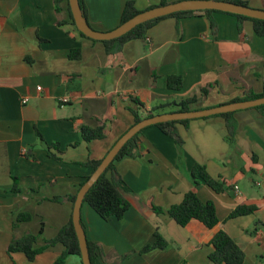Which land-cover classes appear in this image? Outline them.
<instances>
[{
	"label": "crops",
	"instance_id": "0c3cea01",
	"mask_svg": "<svg viewBox=\"0 0 264 264\" xmlns=\"http://www.w3.org/2000/svg\"><path fill=\"white\" fill-rule=\"evenodd\" d=\"M126 1L83 0L90 26H118ZM160 1L134 0L139 10ZM247 1L264 9V0ZM238 24L223 12L166 17L144 38L107 54L101 42L81 36L71 23L66 0H0V264H52L63 252L56 243L28 261L22 252L8 253L7 246L26 233L37 235L42 246L58 233L72 215L66 197L90 173L87 163L102 159L133 124V98L144 105L137 108L140 114L153 106H163V113L194 95L192 110L264 90V36L250 20L241 21V30ZM74 48L80 49L77 59L68 56ZM171 75L181 76L180 89L167 87ZM231 118L232 141L218 114L174 124L177 139L154 125L139 134L137 156L114 163L129 202L123 217L103 219L82 203L86 239L100 248L93 264H214L208 254L219 229L244 251L242 264H264V107L238 109ZM82 126H102L104 137L86 141ZM195 163L226 189L195 185ZM190 190L214 203V228L196 219L181 226L167 214ZM239 204L257 209L229 219ZM24 213L30 218L18 220ZM155 230L167 247L143 251ZM62 264L81 260L69 254Z\"/></svg>",
	"mask_w": 264,
	"mask_h": 264
},
{
	"label": "trees",
	"instance_id": "16d2710c",
	"mask_svg": "<svg viewBox=\"0 0 264 264\" xmlns=\"http://www.w3.org/2000/svg\"><path fill=\"white\" fill-rule=\"evenodd\" d=\"M230 1L238 4H242L245 6L248 5L247 0H225ZM56 4L60 2V0H55ZM67 2V9L69 12L70 21L72 24L75 25L72 13L70 11L68 0ZM168 3L167 0H161L159 4H166ZM79 4L81 6L83 15L87 19V11L84 6L83 0H79ZM158 4V5H159ZM153 7V6H151ZM150 8V7H149ZM139 10L135 6L134 0H127L123 6L120 22L119 24L123 23L124 21L128 20ZM205 13L209 16L212 12H223L227 14H232L236 16L239 20V24L243 20H250L253 23L254 31L259 36H264V20L251 18L241 14H234L230 12H224L220 10H213V9H205V10H185V11H178L174 12L165 16L157 17L152 20H148L143 22L133 29L125 33L124 35L113 38L110 40H95L85 36L82 32L79 31L81 36L88 38L92 41H99L104 45L105 52L107 54H113L119 51L122 45L130 40L141 39L144 38L146 35L147 30L156 24L159 20L164 19L166 17H184L188 15H192L194 13ZM88 21V19H87ZM89 23V22H88ZM210 24L214 26L212 19H210ZM238 24V29L241 30V26ZM69 58L77 59L80 57V49L74 48L69 53ZM166 85L169 89L178 90L182 86V78L179 75H171L166 79ZM205 88L201 89V94H205ZM260 96H264V90L259 94H252L248 93L240 98H234L232 102L257 98ZM133 101L136 103V107L141 109L144 107L143 103L133 98ZM197 96H191L180 100L175 108L172 111H187L192 110V104L196 103ZM263 105L256 106V108H262ZM137 108H130V111L134 117L133 124L138 122L139 120L150 117L158 113H162L163 106H153L150 110H148L145 114H140ZM232 112L227 113H220L218 115L224 117L226 121V128L228 131V140H233V134L235 131L236 123L233 118H231ZM210 116H206L203 118H208ZM190 119L184 120H174V121H167L154 124V126L159 127L164 133L174 137L177 139L176 132L174 130V124L176 123H187ZM146 128V127H145ZM143 128L137 134H135L131 139H129L124 146L120 149V151L115 156L114 160L108 165L105 171L99 176L98 180L92 185V187L87 191L84 196L83 203L89 205L101 218L108 219L109 217H115L117 219H121L125 213V211L129 208V202L125 198L122 189L120 187L121 177L115 169V161L123 158L124 156H137V141L139 134L145 129ZM82 137L86 141H91L93 139H100L104 137V128L102 126L91 128L88 126H82L81 128ZM101 159L98 160H90L87 164L90 168V173L85 176L79 183L78 189L80 186L85 182V180L89 177V175L95 170V168L100 163ZM191 177L193 183L195 185L200 184L201 182L208 185L213 191L221 192L226 189V185L223 180L216 179L211 177L204 165L195 163L191 169ZM76 193L70 194L66 197V199L71 203H73L76 198ZM53 200L59 201L60 197H53ZM257 207L255 205H246V204H239L236 206L228 215V218H234L238 216L248 215L253 213ZM156 213L162 212L160 208H154ZM167 214L174 219V221L184 226L190 220L196 219L204 224L207 228H214L218 224V218L215 212L214 203L211 200L203 201L197 195V193L193 190L187 191L183 199L180 203L170 205L167 210ZM30 218L28 213L21 214L18 216V220H28ZM37 239L38 236L32 233H26L19 238H14L7 246V252H22L26 256L28 261H33L35 257L41 253L43 250L48 248L51 245L56 243H61L64 246L63 252L56 258V260L52 264H62L69 254L77 255L81 260L80 248L78 239L75 233V229L72 223V216L68 218L67 222L62 226V228L58 231V233L51 238L50 240L45 241L42 246H37ZM210 244L212 246L211 251L208 254V260L214 264H242L245 258V253L241 249V247L235 242V240L224 230L219 229L215 232L210 240ZM89 257L91 264L94 262V258L96 255L95 250H99V246L97 243L91 242L87 240ZM168 245L167 240L159 233L157 230L154 231V241L145 246L142 250L149 251L155 248L164 249ZM82 264V260H81Z\"/></svg>",
	"mask_w": 264,
	"mask_h": 264
},
{
	"label": "water",
	"instance_id": "95a60500",
	"mask_svg": "<svg viewBox=\"0 0 264 264\" xmlns=\"http://www.w3.org/2000/svg\"><path fill=\"white\" fill-rule=\"evenodd\" d=\"M70 11L76 28L85 36L95 40H110L118 38L135 26L152 20L157 17L165 16L178 11L185 10H205L213 9L234 14H241L251 18L264 20V9L253 8L242 4L225 1V0H178L166 4H159L145 10L139 11L134 16L119 24L115 28L106 31H100L92 28L86 17L83 15L79 0H68ZM264 104V96L257 98L239 100L221 104L218 106L187 110V111H170L158 113L150 117H145L132 124L111 146L105 156L101 159L95 170L89 175L85 182L80 186L76 193V198L72 207V223L78 239L82 264H91L86 234L81 224L80 211L83 199L87 191L98 180L99 176L105 171L108 165L114 160L117 153L124 144L143 128L161 122L201 118L220 113L232 112L238 109H245Z\"/></svg>",
	"mask_w": 264,
	"mask_h": 264
},
{
	"label": "built area",
	"instance_id": "2783aa9c",
	"mask_svg": "<svg viewBox=\"0 0 264 264\" xmlns=\"http://www.w3.org/2000/svg\"><path fill=\"white\" fill-rule=\"evenodd\" d=\"M38 90H40V87H37Z\"/></svg>",
	"mask_w": 264,
	"mask_h": 264
}]
</instances>
